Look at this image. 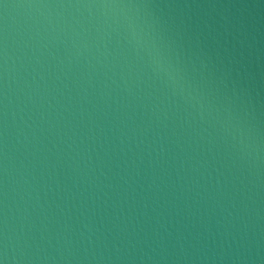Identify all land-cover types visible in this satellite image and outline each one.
I'll use <instances>...</instances> for the list:
<instances>
[{
  "label": "water",
  "instance_id": "1",
  "mask_svg": "<svg viewBox=\"0 0 264 264\" xmlns=\"http://www.w3.org/2000/svg\"><path fill=\"white\" fill-rule=\"evenodd\" d=\"M3 264H264V0H0Z\"/></svg>",
  "mask_w": 264,
  "mask_h": 264
},
{
  "label": "clouds",
  "instance_id": "2",
  "mask_svg": "<svg viewBox=\"0 0 264 264\" xmlns=\"http://www.w3.org/2000/svg\"><path fill=\"white\" fill-rule=\"evenodd\" d=\"M0 264H3V261L2 260H0Z\"/></svg>",
  "mask_w": 264,
  "mask_h": 264
}]
</instances>
